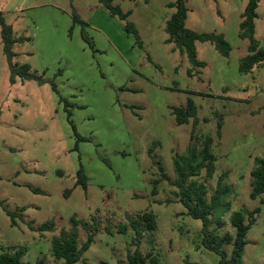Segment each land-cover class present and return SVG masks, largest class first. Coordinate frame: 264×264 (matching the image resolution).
Instances as JSON below:
<instances>
[{
  "label": "rangeland",
  "instance_id": "obj_1",
  "mask_svg": "<svg viewBox=\"0 0 264 264\" xmlns=\"http://www.w3.org/2000/svg\"><path fill=\"white\" fill-rule=\"evenodd\" d=\"M175 1L112 0L128 14L120 21L98 0H0V15L22 39L14 45L15 62L44 80L11 83L0 28V254L22 250V264H66L52 256L51 242L68 237L75 219L79 247L94 234L76 264H127L136 251L156 264H219L202 245V222L187 214L173 185L174 157L211 138L216 173L196 179L207 186L208 201L227 172L231 192L230 209L215 208L210 228L220 237L235 235L233 213L259 209L241 264H264V195L251 198L254 161L264 159V67L239 70L248 54V41L239 37L247 0H186V27L222 34L231 46L225 57L195 42L204 67L167 42ZM257 15L254 37L263 45L264 0ZM188 100L197 107L193 141V121L178 125L172 114ZM80 168L87 191L75 186ZM65 190H72L68 197ZM5 210L16 212V226ZM144 213L154 215L156 229L143 224L137 235L131 221ZM51 220L53 232L28 227ZM222 249L230 258L233 245Z\"/></svg>",
  "mask_w": 264,
  "mask_h": 264
},
{
  "label": "trees",
  "instance_id": "obj_2",
  "mask_svg": "<svg viewBox=\"0 0 264 264\" xmlns=\"http://www.w3.org/2000/svg\"><path fill=\"white\" fill-rule=\"evenodd\" d=\"M99 3L106 9L112 17L118 18L120 21H126L128 14L121 11L118 6L113 5L112 0H98ZM260 0H247V4L244 12L240 17L239 24V37L242 40L248 41V54L240 59L239 70L243 74L251 73L255 68L264 67V43L260 44L255 40V20L258 17L257 9ZM170 7L176 9L175 13L168 20L166 25V32L168 34V43L174 45V50H178L180 53L186 52L189 60L198 66L204 67L205 64L198 62L196 59L195 42H208L216 48L223 56L228 57L231 53V46L225 40L222 34L217 33H197L186 27V19L188 14V7L186 0H176ZM0 28L1 37L3 43V53L6 57V61L11 73L10 81L12 84L16 82L17 78L22 80H33L40 85L44 84V80L41 76H37L31 72L29 65H19L15 62L16 54L14 52V45L21 42L22 39L14 37L13 27L5 22V19L0 15ZM125 32L133 34L138 41V33L135 26L126 22L124 25ZM83 39L91 45L90 39L83 35ZM52 89L56 92L55 85H52ZM172 114L175 116L176 123L183 125L193 121L194 130L192 131L191 141L197 126V107L192 100H188L184 107L172 108ZM72 123V122H71ZM73 129H75L73 127ZM213 139L207 138L202 143V149L195 147L192 142L188 145L184 156L174 157V169L176 173L177 181L173 184L178 189V199L184 205L187 210V214L202 222V245L216 253L220 257L219 264H241V259L244 253V247L246 243L247 233L251 228V225L255 221V215L259 213V209L250 211L243 208L237 212H234L231 217V224L235 229V235L227 234L220 237L216 234L215 230L210 228V214L212 211L221 207L224 210L230 209V203L227 201L231 192V186L226 183L228 173H223L219 176L216 188L210 197V200H206L208 194V188L205 183L198 181L196 178L204 172L208 177H213L217 169V158L211 152V145ZM254 169L251 172V198L255 199L260 195H264V159L256 158L254 161ZM162 179L166 176L163 169ZM159 181L154 182L153 193L156 194V187ZM75 186H81L85 191L88 190V179L83 169L80 168L76 174ZM39 193V190H34ZM72 190H65L64 196L68 197ZM0 206H3L0 201ZM25 209L19 210L24 211ZM6 214L11 218V225L16 226V212L5 210ZM246 218H250V223H245ZM73 224V231L68 237L54 238L51 242L52 256L56 260H64L66 264H76L81 260L83 254L90 248L94 234H88L87 240L79 247L77 244V231L76 228L81 223L75 219L71 220ZM143 224L146 225L148 230L156 229L155 217L151 213H144L138 219L131 221V226L136 230L137 235H140V230ZM83 228H87L86 223L82 224ZM28 227L32 231H38L41 233L53 232L56 227L54 220L45 222L40 227L36 228L32 223H28ZM126 226L120 228L121 232H124ZM224 244H232L233 252L230 258L227 257L226 252L222 249ZM24 255L22 250H17L12 253L3 252L0 254V264H22L21 259ZM152 255L143 256L139 251H136L133 255L128 256L127 264H146L147 261H151L152 264H156L157 260L151 257ZM40 263V262H39ZM189 264V263H188Z\"/></svg>",
  "mask_w": 264,
  "mask_h": 264
}]
</instances>
